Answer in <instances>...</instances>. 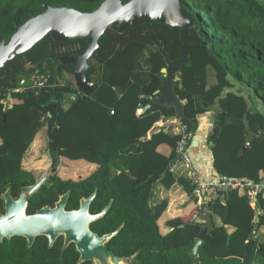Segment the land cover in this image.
<instances>
[{
    "label": "trees",
    "instance_id": "1",
    "mask_svg": "<svg viewBox=\"0 0 264 264\" xmlns=\"http://www.w3.org/2000/svg\"><path fill=\"white\" fill-rule=\"evenodd\" d=\"M101 1L0 0V37L6 41L15 24L40 13L44 3L89 12ZM181 4L194 18L193 42L188 61L176 73V93L186 115L195 122L230 86L226 75L231 73L253 107L247 110L244 99L231 93L219 101L210 132L213 165L220 176L260 183L264 181V0H181ZM163 42L177 58L178 28L153 23L123 33L106 29L86 71L88 79L98 83L92 94L75 105L70 96L80 98L81 94L75 86L74 67L61 65L56 57L68 47L70 53H82L88 46L86 38L57 42L48 34L6 62L0 68V192L8 185L34 184L30 169L42 164L58 167L61 158L82 160L92 167L84 177L51 176L29 196L27 211L52 206L68 190L66 209H75L81 197L96 190L89 211L97 213L109 201L111 205L90 229L102 235L123 224L106 244L118 256L137 252L132 264H192L189 250L197 238L202 240L197 264H264V191L256 194L257 226L249 216L253 209L245 188L221 190L209 200L205 209L212 214L211 229L201 230L203 222L193 223L181 216L196 206V198L183 166L168 171L176 157L179 130L154 127L160 119L172 116L174 108L149 105L163 78L165 62L154 51L143 66L147 44L160 46ZM209 67L215 77L210 84ZM36 70L49 71L51 84L41 89L21 86L20 80ZM8 95L10 106L5 111ZM180 121L189 125L193 135L196 122ZM158 183L167 192L185 195L180 210H170V197L153 202ZM62 243L59 237L49 247L45 236H37L27 247L22 240V252L17 247L11 251L0 248V264H78L74 244L62 249Z\"/></svg>",
    "mask_w": 264,
    "mask_h": 264
},
{
    "label": "water",
    "instance_id": "2",
    "mask_svg": "<svg viewBox=\"0 0 264 264\" xmlns=\"http://www.w3.org/2000/svg\"><path fill=\"white\" fill-rule=\"evenodd\" d=\"M162 23L170 29L178 28L180 44L178 45L179 56L173 58L171 52L166 48V43L162 45L148 43V53L143 66L148 62L150 55L158 51L164 59L165 66L161 68L163 78L159 80L157 88L152 92L149 105L158 104L171 106L174 114L169 119H184L194 124V120L189 118L184 109L183 101L175 90L176 73H179L182 66L188 61L190 55V45L193 42L191 27L194 24L192 15L182 6L181 0H102L98 6L89 12H82L68 6H52L49 3L43 4V10L28 18L20 25L15 24L14 32L5 41L0 37V68L15 56L23 54L35 43L46 35L57 42L75 41L86 38L88 46L82 53H70V47L65 48L56 57L61 65H72L73 78L76 89L80 92L72 94L73 104L83 101V99L94 92L95 83L88 79L86 71L89 63L88 59L93 52L99 49L98 40L106 29H112L118 33H123L125 29L142 24ZM209 54H214L212 48H208ZM226 80L230 86L225 87L222 92L215 97L214 104L208 109L220 110L219 101L228 93L241 96L250 110L253 105L248 98V93L240 89V83L236 81L231 73H227ZM32 84L31 79L20 80L21 86ZM42 93V92H41ZM5 103V111L10 106L9 97ZM5 117V115H4ZM245 127L247 122L243 116ZM246 145H242L245 152ZM41 178L27 191L21 192L16 201L9 199L8 190L4 193L6 198V212L0 215V242L4 238L8 239L14 235L23 236L26 239L27 247H30L37 236H45L48 246L51 247L57 238L62 237V249L73 243L79 257L77 263L90 261L92 264H132L131 260L137 252L130 256H118L107 247V242L115 236L123 224L115 230L98 235L90 229V224L104 216L111 205L109 201L99 212L91 213L89 206L95 197L96 190L89 196L79 199V206L75 209H66V203L70 191L59 195L58 199L51 205H44L34 213H27L28 196L31 195L43 182ZM256 204V201H255ZM203 223L201 230L213 227L212 214L209 210H204L199 214ZM194 223V222H193ZM258 225V219L254 226ZM252 237V235H250ZM202 240L197 238L192 248L189 250V257L192 264H197L198 247Z\"/></svg>",
    "mask_w": 264,
    "mask_h": 264
},
{
    "label": "built area",
    "instance_id": "3",
    "mask_svg": "<svg viewBox=\"0 0 264 264\" xmlns=\"http://www.w3.org/2000/svg\"><path fill=\"white\" fill-rule=\"evenodd\" d=\"M32 84L30 85L33 88L41 89L47 85L51 84V73L49 71H39L36 70L32 72L29 76ZM22 90V87L18 88ZM111 114L114 113L113 110L110 111ZM212 127V124H210ZM170 126H175L179 130V138L176 143V157L169 164L168 171L175 172L178 168L184 167L186 171V176L193 185L192 196L196 198V206L193 211L192 218L194 222L201 221L199 214L200 212L206 210V206L209 200L213 197H216L217 193L221 190L226 189H247L248 198L250 203L253 205L256 201V194L260 191H264V181L260 183H253L250 180L236 177L228 176H218L216 179L204 180L202 179L196 167L194 166L191 152L190 144L192 139V133L190 131L189 125L180 121V119H160L155 125V129L159 130L163 128L167 130Z\"/></svg>",
    "mask_w": 264,
    "mask_h": 264
},
{
    "label": "crops",
    "instance_id": "4",
    "mask_svg": "<svg viewBox=\"0 0 264 264\" xmlns=\"http://www.w3.org/2000/svg\"><path fill=\"white\" fill-rule=\"evenodd\" d=\"M70 99H73V97L70 96ZM65 102H66L65 106H68L69 97H67ZM214 110H215L214 108H211L210 110L200 113L196 116V121H195L196 123L194 122L196 127L192 135L191 144H190V152H191V157H192L194 166L196 167L199 176L204 180L216 179L219 176V174L217 173L213 165V151H212L213 145L210 140V132L212 129L210 124L213 125ZM63 159L64 158H61V163L65 161ZM79 161L82 164H87L83 162L82 160H78L77 162ZM71 162H75V161H71ZM47 165L49 166L50 164H47ZM154 195L155 196H154L153 202L158 201L164 197H170L171 202H172L170 210H172V212L180 210L185 200L184 194L177 195L173 192H167L165 191L161 183H158L155 186ZM252 206H253L252 207L253 212L252 211L249 212V216L254 221H256L257 218L255 217V214H256L255 204H253ZM194 209L195 207L191 208L187 213L181 215L183 216L182 218L184 220H192L194 222L192 218ZM164 231L165 229L163 228V232Z\"/></svg>",
    "mask_w": 264,
    "mask_h": 264
},
{
    "label": "flooded vegetation",
    "instance_id": "5",
    "mask_svg": "<svg viewBox=\"0 0 264 264\" xmlns=\"http://www.w3.org/2000/svg\"><path fill=\"white\" fill-rule=\"evenodd\" d=\"M10 126H12V124L10 125ZM61 168L60 169H62V168H65V166H68V167H70L68 164H66V163H62L61 165ZM60 166H58V167H52L51 165H45V164H42L41 166H38V167H35V168H32V169H30V171L32 172V174L34 175V177H35V179H36V181H35V183L37 182V181H39L41 178H44V180H43V182L40 184V186L42 185V184H44V183H46L50 178H51V176H54V175H58L60 178H62V174H61V172L63 171H61L60 169H59V167ZM62 166H64V167H62ZM71 168V167H70ZM89 168H91L90 167V165H89V167H88V169ZM78 171H80V170H78ZM40 173V174H39ZM82 177H84L83 176V174L82 175H80L79 173H78V178H82ZM62 179H64V178H62ZM72 180H75V179H73L72 178ZM21 182V180H20V178H19V183ZM34 183V184H35ZM34 184H32V185H34ZM32 185H30V186H28V187H22L21 185H19V184H13V186L11 187V185H8L3 191H1L0 192V215L1 214H5V212H6V198L4 197V193L8 190V193H9V199L10 200H13V201H16L18 198H19V196H20V194H21V192H23V191H27ZM39 186V187H40ZM38 187V188H39ZM37 188V189H38ZM35 192V191H34ZM30 196V195H29ZM29 196H28V198H29ZM40 208V207H39ZM39 208H36L33 212H28V211H26L27 213H29V214H32V213H34L37 209H39ZM21 238H23V239H21ZM22 240H25L26 241V239H25V237H23V236H18V235H14V236H12V237H10V238H8V239H6V238H4L3 240H2V242H0V248H3L4 250H6V251H11L13 248H15V247H17L18 249H19V251H21L22 252V250H20V248H21V245H22ZM33 244V243H32ZM23 255V254H22Z\"/></svg>",
    "mask_w": 264,
    "mask_h": 264
},
{
    "label": "rangeland",
    "instance_id": "6",
    "mask_svg": "<svg viewBox=\"0 0 264 264\" xmlns=\"http://www.w3.org/2000/svg\"><path fill=\"white\" fill-rule=\"evenodd\" d=\"M171 46L173 47V48H175L176 47V44H171ZM214 80H215V77H214V71H213V69L211 68V67H209L208 68V72H207V81H208V84H210V83H212V82H214ZM65 100H66V98H65ZM258 104H260L259 102H257ZM261 105V104H260ZM263 106L261 105V108H262ZM34 148V147H33ZM32 153H34V150H33V152ZM32 153H31V155H32ZM40 153H38V155H39ZM41 157H38V159H40ZM63 160H65V161H63V163H67L68 165H71L70 167H68V166H65V168H62V169H60L61 168V166L59 167V169L62 171L61 172V176H62V178H64V179H77L78 178V173L80 174V175H82L83 174V176H85L88 172H89V170H90V168L89 169H87V167H89V165H87V164H82V163H80V161L79 162H77V161H75V162H71V161H69V160H67V159H63ZM62 164V163H61ZM62 167H64V166H62ZM91 167V166H90ZM86 169L88 170V171H86ZM91 169H92V167H91ZM78 170H80V171H78ZM40 174V173H39ZM155 196V195H154ZM154 196L152 197V200L154 199ZM251 206H252V204H251ZM253 207V206H252Z\"/></svg>",
    "mask_w": 264,
    "mask_h": 264
},
{
    "label": "bare ground",
    "instance_id": "7",
    "mask_svg": "<svg viewBox=\"0 0 264 264\" xmlns=\"http://www.w3.org/2000/svg\"><path fill=\"white\" fill-rule=\"evenodd\" d=\"M1 231V230H0Z\"/></svg>",
    "mask_w": 264,
    "mask_h": 264
},
{
    "label": "clouds",
    "instance_id": "8",
    "mask_svg": "<svg viewBox=\"0 0 264 264\" xmlns=\"http://www.w3.org/2000/svg\"><path fill=\"white\" fill-rule=\"evenodd\" d=\"M203 222V221H202Z\"/></svg>",
    "mask_w": 264,
    "mask_h": 264
}]
</instances>
